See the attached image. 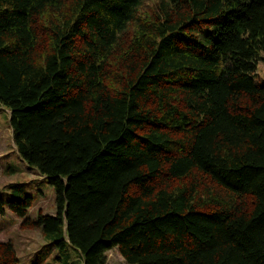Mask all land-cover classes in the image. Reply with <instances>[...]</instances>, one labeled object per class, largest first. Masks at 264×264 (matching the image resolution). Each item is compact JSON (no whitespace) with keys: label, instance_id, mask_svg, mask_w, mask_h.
<instances>
[{"label":"trees","instance_id":"trees-1","mask_svg":"<svg viewBox=\"0 0 264 264\" xmlns=\"http://www.w3.org/2000/svg\"><path fill=\"white\" fill-rule=\"evenodd\" d=\"M0 0V109L54 190L64 258L264 264V0ZM59 258V257H58ZM0 241V264H19Z\"/></svg>","mask_w":264,"mask_h":264},{"label":"rangeland","instance_id":"rangeland-1","mask_svg":"<svg viewBox=\"0 0 264 264\" xmlns=\"http://www.w3.org/2000/svg\"><path fill=\"white\" fill-rule=\"evenodd\" d=\"M161 0H141L138 14L148 18ZM264 54H262L263 56ZM257 83L264 82V64L257 63ZM10 185H15L18 193L32 197V205L28 211L30 218H35L38 212L55 214L56 204L53 188L45 177L29 168L18 156L12 138L9 123V110L0 109V197L7 198L13 191ZM0 241L13 244L19 264H65L64 258L51 241L45 239L39 228L23 225V220L11 211L4 209L0 214ZM70 256L66 264H83L79 254L68 247ZM59 257V258H58ZM105 264H126L116 247L105 252Z\"/></svg>","mask_w":264,"mask_h":264}]
</instances>
